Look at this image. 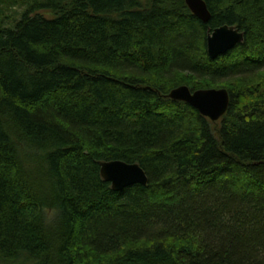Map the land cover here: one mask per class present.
<instances>
[{
  "label": "trees",
  "instance_id": "obj_1",
  "mask_svg": "<svg viewBox=\"0 0 264 264\" xmlns=\"http://www.w3.org/2000/svg\"><path fill=\"white\" fill-rule=\"evenodd\" d=\"M202 1L207 24L184 0H0V263L264 264V0ZM225 25L244 40L211 60ZM114 160L147 185L113 192Z\"/></svg>",
  "mask_w": 264,
  "mask_h": 264
},
{
  "label": "water",
  "instance_id": "obj_2",
  "mask_svg": "<svg viewBox=\"0 0 264 264\" xmlns=\"http://www.w3.org/2000/svg\"><path fill=\"white\" fill-rule=\"evenodd\" d=\"M190 13L203 24L210 20V13L202 0H184ZM244 40L243 33L233 26H221L208 33L206 39L207 56L215 60L232 50ZM167 98L182 102L211 122L219 121L228 111L229 95L225 89L191 91L186 86L173 89ZM99 172L102 180L110 184L113 192H121L131 186H146L148 179L138 164H127L114 160L101 162Z\"/></svg>",
  "mask_w": 264,
  "mask_h": 264
},
{
  "label": "rangeland",
  "instance_id": "obj_3",
  "mask_svg": "<svg viewBox=\"0 0 264 264\" xmlns=\"http://www.w3.org/2000/svg\"><path fill=\"white\" fill-rule=\"evenodd\" d=\"M40 1V0H39ZM22 11V8L21 7H16L15 8V12L16 13H10V12H12V11H8V15L9 16H11V17H13L12 18V20H17V18H18V14L20 13ZM7 23H9V21H6ZM49 215H51V214H49ZM0 264H3V263H0ZM26 264H30V263H26Z\"/></svg>",
  "mask_w": 264,
  "mask_h": 264
}]
</instances>
